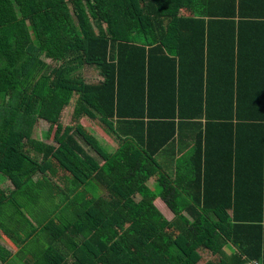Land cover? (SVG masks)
Returning <instances> with one entry per match:
<instances>
[{
    "label": "trees",
    "instance_id": "16d2710c",
    "mask_svg": "<svg viewBox=\"0 0 264 264\" xmlns=\"http://www.w3.org/2000/svg\"><path fill=\"white\" fill-rule=\"evenodd\" d=\"M0 176L23 264H264V0H0Z\"/></svg>",
    "mask_w": 264,
    "mask_h": 264
},
{
    "label": "crops",
    "instance_id": "0c3cea01",
    "mask_svg": "<svg viewBox=\"0 0 264 264\" xmlns=\"http://www.w3.org/2000/svg\"><path fill=\"white\" fill-rule=\"evenodd\" d=\"M184 10H189L188 8H183ZM80 123L82 126H85L87 129H91L95 135H97V132H100V136L99 137L97 135V139L100 142V140H102V142H100V144L107 150V149H111V148H115L118 146V140L114 137V135L110 134L109 132L105 131L100 125L96 124L94 121H92L91 119L83 116L80 119ZM90 130V131H91ZM192 143V141L190 140H186V142H183L182 145H188V147L190 146V144ZM179 154L176 153L175 157H177ZM158 157L160 158V161L162 162V165L164 166L165 164V168L167 171L171 172V167L173 166L172 164V158L170 159V157H168L167 155H163V154H159ZM222 158V157H221ZM210 159H215L214 157H211ZM222 160V165L226 162L227 163V159L226 158H222L220 159ZM220 162V163H221ZM207 178L205 181V186H206V190L207 191H215V192H221L222 194L228 189V185H229V181H228V169L225 168L224 166H220L218 167V165L216 164V166H213V168H208L207 169ZM240 176V174H238ZM0 178H2L5 181L9 180L3 176H0ZM151 178V177H150ZM153 178V177H152ZM154 179V178H153ZM147 183L149 186L153 187L155 184V181L152 185L149 184L148 180ZM244 183L245 181L240 180V178L238 179V183H237V189L238 192H240L241 190L244 189ZM3 183H0V188H6V185H2ZM159 205L161 207H163L164 209H166V206L164 205V203L162 202V200H158ZM214 202V201H213ZM212 202V203H213ZM166 213L170 216V213L167 212ZM0 244L2 246H4L5 248L9 249L10 251L13 252V254H11L12 256L9 258V260L12 258H15L18 256H15V252L18 251L19 246L17 244H14L6 235H4L2 233V231L0 230ZM18 253V252H17ZM1 264V263H0Z\"/></svg>",
    "mask_w": 264,
    "mask_h": 264
},
{
    "label": "rangeland",
    "instance_id": "374dc122",
    "mask_svg": "<svg viewBox=\"0 0 264 264\" xmlns=\"http://www.w3.org/2000/svg\"><path fill=\"white\" fill-rule=\"evenodd\" d=\"M179 13L182 15H188V14H190V11L181 9ZM58 63H59V61H54V62H52V65H57ZM81 73H82V76L84 78L91 79V80H95L96 77L98 76L96 67L91 66V65L90 66L84 65L81 69ZM70 112H71V108H67L65 111H62L61 116H62L63 121H65V122L71 121ZM89 130H91V129H89ZM91 132H93V131L91 130ZM49 133H50V129L48 127V124L40 118L36 119L35 123L33 124L32 136L39 138L44 142L53 143L51 138L48 137V135H50ZM97 135L99 137H101L100 132H97ZM100 142H102V140H100ZM84 146L87 148V145L84 144ZM38 176L39 175L34 176V180H36ZM154 181L155 180L152 177L148 179V182L150 185H152L154 183ZM0 183H3L2 185H8L9 184L8 181L3 180L2 178H0ZM37 237L39 238L38 241L36 240ZM31 240H32V242H31V244H28V247L26 248V250L33 247V246H38V247L43 246V240H42L40 234L34 235V238H32ZM201 256H202L201 261L203 259L210 257L209 253H207L206 251H202ZM9 264H23V263L20 261L19 258L15 257V258H13V259L11 258L9 260Z\"/></svg>",
    "mask_w": 264,
    "mask_h": 264
},
{
    "label": "built area",
    "instance_id": "2783aa9c",
    "mask_svg": "<svg viewBox=\"0 0 264 264\" xmlns=\"http://www.w3.org/2000/svg\"><path fill=\"white\" fill-rule=\"evenodd\" d=\"M246 264H257V262L254 261V260H252V261H248V262H246Z\"/></svg>",
    "mask_w": 264,
    "mask_h": 264
}]
</instances>
